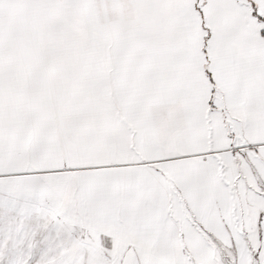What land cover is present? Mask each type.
I'll return each instance as SVG.
<instances>
[{
    "label": "snow or ice",
    "instance_id": "1",
    "mask_svg": "<svg viewBox=\"0 0 264 264\" xmlns=\"http://www.w3.org/2000/svg\"><path fill=\"white\" fill-rule=\"evenodd\" d=\"M0 264H264V0H0Z\"/></svg>",
    "mask_w": 264,
    "mask_h": 264
}]
</instances>
